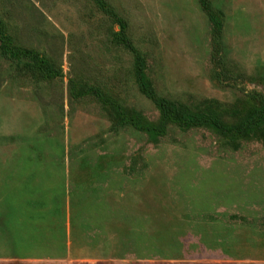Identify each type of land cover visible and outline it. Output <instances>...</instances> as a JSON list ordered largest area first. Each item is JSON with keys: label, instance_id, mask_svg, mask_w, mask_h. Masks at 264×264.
<instances>
[{"label": "rangeland", "instance_id": "374dc122", "mask_svg": "<svg viewBox=\"0 0 264 264\" xmlns=\"http://www.w3.org/2000/svg\"><path fill=\"white\" fill-rule=\"evenodd\" d=\"M261 110L264 0H0V264H264Z\"/></svg>", "mask_w": 264, "mask_h": 264}, {"label": "trees", "instance_id": "16d2710c", "mask_svg": "<svg viewBox=\"0 0 264 264\" xmlns=\"http://www.w3.org/2000/svg\"><path fill=\"white\" fill-rule=\"evenodd\" d=\"M140 89L141 91L147 96L149 97L162 111H164L166 114L168 113V117L171 116L173 117L174 114V110L168 105L166 104L163 100L157 98L154 95V92L148 87L145 86L144 83H140ZM260 121H264V110L259 111L256 116L254 118H252V120L250 121L251 124H255L258 123ZM197 122L195 120H187L184 121L183 124L185 125H195ZM217 128H219L222 131H226L227 133H230L233 136H238V133L235 132L234 129L232 128H224L222 126H220L219 124H215ZM162 126V125H161Z\"/></svg>", "mask_w": 264, "mask_h": 264}]
</instances>
